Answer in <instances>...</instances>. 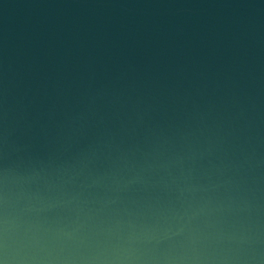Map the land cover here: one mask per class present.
<instances>
[{"label": "water", "instance_id": "obj_1", "mask_svg": "<svg viewBox=\"0 0 264 264\" xmlns=\"http://www.w3.org/2000/svg\"><path fill=\"white\" fill-rule=\"evenodd\" d=\"M0 264H264V0H0Z\"/></svg>", "mask_w": 264, "mask_h": 264}]
</instances>
